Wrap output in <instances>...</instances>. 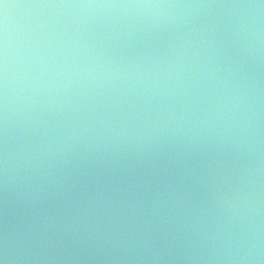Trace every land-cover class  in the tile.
I'll use <instances>...</instances> for the list:
<instances>
[{"label":"clouds","instance_id":"clouds-1","mask_svg":"<svg viewBox=\"0 0 264 264\" xmlns=\"http://www.w3.org/2000/svg\"><path fill=\"white\" fill-rule=\"evenodd\" d=\"M0 264H264V0H0Z\"/></svg>","mask_w":264,"mask_h":264}]
</instances>
